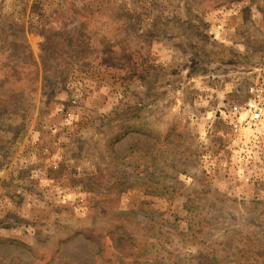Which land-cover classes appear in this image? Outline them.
Segmentation results:
<instances>
[{"label": "rangeland", "instance_id": "obj_1", "mask_svg": "<svg viewBox=\"0 0 264 264\" xmlns=\"http://www.w3.org/2000/svg\"><path fill=\"white\" fill-rule=\"evenodd\" d=\"M263 77L264 0H0V264H264Z\"/></svg>", "mask_w": 264, "mask_h": 264}, {"label": "built area", "instance_id": "obj_2", "mask_svg": "<svg viewBox=\"0 0 264 264\" xmlns=\"http://www.w3.org/2000/svg\"><path fill=\"white\" fill-rule=\"evenodd\" d=\"M230 112L242 117L246 114L247 123L253 127L264 128V77L248 89V100L243 105L231 104ZM239 122L236 123L238 126Z\"/></svg>", "mask_w": 264, "mask_h": 264}, {"label": "trees", "instance_id": "obj_3", "mask_svg": "<svg viewBox=\"0 0 264 264\" xmlns=\"http://www.w3.org/2000/svg\"><path fill=\"white\" fill-rule=\"evenodd\" d=\"M241 249H245V248L237 249L236 254L238 261H240L243 257H246L248 255L245 250H241ZM222 251L223 253L221 254H219L217 251L213 253V255L210 258H208V261L211 262L212 264H222L221 257H223L226 254V252L229 253L227 248H223ZM252 256H254V253H252ZM259 256H263V255H257V257ZM203 257H205V254H203Z\"/></svg>", "mask_w": 264, "mask_h": 264}]
</instances>
